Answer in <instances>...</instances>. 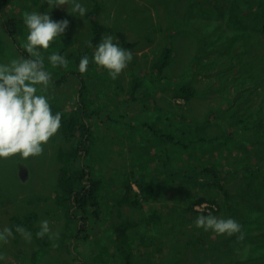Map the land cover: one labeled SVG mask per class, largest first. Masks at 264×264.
Here are the masks:
<instances>
[{
    "label": "rangeland",
    "instance_id": "374dc122",
    "mask_svg": "<svg viewBox=\"0 0 264 264\" xmlns=\"http://www.w3.org/2000/svg\"><path fill=\"white\" fill-rule=\"evenodd\" d=\"M3 1L0 0V8L2 9H0V32L5 33L3 25H17L16 27L13 26L14 28L12 27L14 37L23 46L27 42L28 35V29L24 24V14L33 11L44 14L48 12L49 7L44 8L41 5H37V0H9L7 5L4 6L2 5ZM149 1L154 2V5ZM79 2L87 10V5L91 7V0H79ZM107 2L106 13L100 19L102 22L108 23L109 27L126 32L128 42L136 43V46L133 49H125L132 52L133 60L119 75L117 81L113 82L114 87L119 82L122 83L124 90L110 93L108 91L112 89H106L99 96V99H103L101 100L103 107L99 109L116 114L119 119L122 118L116 113V108L122 111L120 115H123V113L127 115V113H132V111L135 113L133 126L126 125L120 128L118 125L114 130L108 129L104 125L96 126L95 137L98 147L94 148L93 151L99 157V163L103 169L102 171L97 169V172L106 174L105 179L108 183V186L105 184L100 195L104 216L100 221L89 220L88 238L86 240L71 238L72 235L69 233L71 231L67 228L68 218L66 210L55 199V194L58 191L57 175L59 174L60 166L57 154L60 149H68L70 147L60 128L58 133L43 146L44 151L41 155L30 157L28 160H22L19 157L6 160L0 159V230L4 227L11 228L10 218L12 216L34 211L39 215L38 224L46 219L49 222L52 233H58V238H50L49 236L50 245L48 249L35 261V253L39 249L35 239L31 236V242H27L20 234L13 232V237L8 238L6 243L0 242V254L5 256L4 260H0V264H77L80 258L85 264H117V259L120 260L119 256H116L117 252L115 253L112 248L113 236L110 227L112 223L121 219V212H124V209L126 213L130 211L116 202L121 190L119 186L127 180L130 175L129 170L133 168L142 170V163H149L153 161L152 159H155L154 163L150 164L152 167H156L158 160L166 158V155L160 154L159 151L152 148L153 141L156 139L157 142L154 133L150 132L146 127L150 134L143 135L140 132V129L144 128L143 122L153 124L154 118L148 114V110L142 109L141 104H138L139 102L131 103L125 109L122 104L110 102V99L125 96L134 80H140V83H142L138 91L141 100L147 101L149 97L157 93L156 98L162 108V111L154 113L157 118H159V113L172 115V119L173 116L183 113L187 118L186 123L188 125L190 120H199V123H202V120L205 119L207 113L212 109H215L216 115L219 117V107H224L225 102H228L232 105V109L227 111V117L230 114H235L238 116L236 121L242 117L245 120V124L253 125L252 130L245 132V134H238L236 140L247 138L254 142H264V97L260 94L264 93V84H254L253 81L242 84L229 80L231 94H228L223 88L224 85L220 84L222 78H218L216 74L222 73L225 75L224 69L229 64L227 58L223 57L222 61L217 63L214 69L208 70L209 72H202V70H206L209 67L206 66L207 63L217 57V54L211 53L207 57L203 56L201 62L204 64L200 68L201 70L197 72L195 71L197 70V64L191 61V59L195 58L196 48H199L196 44L198 42L204 43L205 40H216L221 26L227 28L230 33L235 31V35L238 36L239 34L236 32L244 31L248 25H264V21L256 19L257 14H264V3L262 0H168L167 2L161 0H108ZM68 7L67 5L56 7L49 13L55 21H63L65 19L69 21V27L65 30L63 36L56 39L59 42V48L55 49V53L59 55H61V46L64 47L68 39L72 40L71 44L73 43V45L67 50L66 55H69L76 47L77 49L83 48L92 36L89 21L86 18L80 19L77 16L70 15ZM13 15L22 18L21 22L16 20V24L11 23L10 18ZM129 16L130 19H128ZM155 24L161 26L164 31L166 30L165 28L172 26L171 29L176 27L177 30L184 32L176 38L174 62L172 68L167 71V77L172 76L173 79H182V82L196 88L201 95L200 97L205 96V98H198L191 102L190 105H185L182 99L172 98V89L164 85L159 86L154 82V78L150 76L152 64L157 58L160 46L166 37V32L155 30L153 27ZM259 32L264 34L263 30ZM250 35L253 36L252 34ZM106 36H112L113 42L122 47L115 36L106 34L104 37ZM260 38L261 35L258 33L254 38H247V41L252 39L256 41V39L260 40ZM15 47L12 39L5 43L0 34V64H7L13 59L25 58L20 50ZM47 51H50V49ZM43 62L45 70L52 74L51 86L47 93L43 94L46 95L48 101L57 97L63 100L62 103L65 106L68 105V107L76 109L78 107L76 104L78 100L76 98L78 96L76 87L78 78L72 74V67L67 66V68H64L63 66H58L53 68L46 58H43ZM91 71L88 74V78L91 79V82H94L95 70L92 68ZM88 72L86 71L85 73ZM259 75L262 74L259 73ZM64 77H66L64 82H61ZM100 78L103 79L102 76ZM56 84L57 86H55ZM90 92H93V90ZM38 94L41 93L38 92ZM234 97L239 98V100H233ZM227 98L232 100L226 101ZM244 98L248 99L246 103ZM122 102L126 105V101L122 100ZM94 104L96 106L97 103L95 102ZM239 105L240 107H238ZM225 108L226 106L223 109ZM96 109H98L97 106ZM220 113L222 114V119L219 123L222 124V121L227 119V117L225 118L223 113ZM260 114L263 117L261 120ZM104 116L106 118L107 114ZM96 123H101V121L97 120ZM219 123L208 129L209 136H214L215 138L216 135L219 136L221 134ZM237 127L235 126L230 130L235 132ZM242 127L244 126L242 125ZM131 130H135L136 133L133 134ZM230 130L226 131L227 134ZM104 132L105 136L99 135V133ZM126 134L131 135L134 139L131 140ZM192 134L193 132L187 139L177 137V141H189L192 138ZM144 138H146V141H144ZM136 141H139L142 146L135 148ZM156 145L158 146L157 143ZM155 153L154 157L151 158L149 156ZM214 153L216 154L217 164L222 165L223 163V167L226 169L225 173L229 172L225 179L226 187L234 195V200L231 204L236 207V210H220L216 203H214L215 205L205 203L195 207V210L200 214H188L186 209H184L187 206L186 203L183 207L178 206L182 202V199L178 196L179 192H173L169 205L173 210L177 206L176 214L178 217H173L177 227L172 225H160L158 227L157 225L154 231L149 232L146 230V233H143L145 228L140 227L137 229L139 239L135 237V230H132V239L133 241L135 240L132 251L134 257H136V264H176L179 261L178 264H201L203 254L194 252L188 242L191 241L192 237L203 241L199 233L195 232L198 228L195 227L194 221L197 216L203 215L202 212L204 211L218 218H232L237 222L244 221L243 225H247L248 230L254 236L256 232H264V226L257 227V222L255 221L261 216L264 217V213L261 214L259 211V214H255L252 212L254 208L264 210V172L256 170L252 179L239 178L236 180L230 174L232 170H230L227 163L232 155L236 158H239L240 155L229 147L222 148L219 145L218 148L215 147ZM191 162L194 163L195 161ZM243 164L241 163L242 166ZM191 185L194 186V184ZM134 187L137 190L136 186ZM190 189L195 191L193 196L196 199L200 196H206L214 199L222 206L225 204L220 189L214 185L202 186V184H197V187H190ZM185 199L191 202L186 194ZM157 203L158 201L145 204L143 210L148 213L151 205L156 206ZM169 211L168 209H162L159 214L169 215ZM216 211L218 213L213 214ZM181 219L189 223L188 228L181 222ZM200 230L198 229L197 231ZM212 239L217 240L218 236L212 233ZM143 241L147 244V248H142L141 244ZM177 242H181L179 247H176ZM249 244L251 245L250 241L245 242V245ZM237 249L238 252L231 256L232 258L243 257L246 264H264V248L249 247L248 250V248L238 246ZM203 264H211V262L208 259L204 260Z\"/></svg>",
    "mask_w": 264,
    "mask_h": 264
},
{
    "label": "trees",
    "instance_id": "16d2710c",
    "mask_svg": "<svg viewBox=\"0 0 264 264\" xmlns=\"http://www.w3.org/2000/svg\"><path fill=\"white\" fill-rule=\"evenodd\" d=\"M8 1L9 0H4L2 5H7ZM37 1V5H41L44 8L49 7L47 0ZM107 1L108 0H91V7L87 5L88 10L85 16L82 17L86 18L91 26L92 36L88 40V42L91 41V47L88 46L87 42L83 48L77 49L76 47V49L72 50L69 55H66L67 50L73 45V43L71 44L72 40L68 39L66 45L64 47L61 46V56H65L68 61V67H72V74L78 78V82H76L78 92V96L76 97L78 100L76 104L78 107L73 109L68 107V105L65 106L62 103L63 100L60 98L58 99L57 97L48 101L53 115L57 112L62 114L61 132L66 142L70 144L68 149H60L57 154L60 166L59 174L57 175L58 191L55 194V199L56 202L66 210L68 218L67 228L71 231L69 233L72 235V239L81 238L86 240L88 238L89 222L91 220L100 221L104 216L100 195L103 187H105V184L108 186V183L105 179L106 174L97 172V169L100 171L103 170L99 163V157H97L93 151L94 148L98 147L95 137L97 127L104 125L108 129L114 130L118 125L120 128H123L126 125L133 126L135 115L133 111L132 113H127V115L125 113L120 115L122 111L116 108V113L122 118L119 119L116 114L105 112L104 109H99L103 107L101 104V100L103 99H99V96L104 93L106 89H112L108 92L116 93L123 91L124 86L119 82V84L114 87L113 82H116L117 79L112 80L107 70L98 68L94 63L93 54L96 50V46L102 41L106 34L115 36L124 49H133L136 46V43L128 42V35L126 32L109 27L108 23H104L100 19L106 13ZM161 1L167 2L168 0ZM149 2L154 5V2ZM262 2L264 3V0H262ZM17 18L16 15H13V17L10 18L11 23L16 24V20L21 22L22 18ZM78 18L82 19L81 17ZM128 19H130V16ZM256 19L264 21V14H257ZM13 26L16 27L17 25H3L5 33L0 32L1 37L5 43L12 39L14 46L20 50L25 58H28V53L23 48L22 44L16 41L14 37ZM153 27L156 31L166 32V37L160 46L159 54L153 61L151 68L150 76L154 78V82L159 86L164 85L172 89V98L182 99L185 105H190L191 102L198 98H205V96L200 97L201 95L197 89L188 83L182 82V79H173L172 76L170 77L168 75L169 78L166 75L168 74V69H171L173 66L174 55L176 52V38L184 32H181L179 29L177 30L176 27L171 29L172 26L165 28V31L158 24H155ZM237 28L239 27L237 26ZM260 30L264 31V25H248L244 31H237L236 33L239 35L236 36L235 31L230 33L227 28L221 26L219 36L216 40H205L204 43L198 42L196 44L199 48H196L195 50V58L191 59L192 62L194 61L193 63L197 64V70L195 71L197 72L201 70L200 68L204 64L201 62L203 56L207 57L211 53H215L217 54V57L209 60L206 65L209 67L206 68L205 66L206 70H202V72H209L208 70L211 68L214 69L217 63L222 61L223 57L227 58L229 64L227 68L224 69L226 78L222 73L216 74L218 75V78H222L220 84L224 85L223 88L228 94H231L228 83L229 80H234L235 83L240 82L242 84L253 81L254 84L258 83L263 85L264 34L259 32ZM258 33L261 35L260 40L256 39L255 41L252 39L247 41V38H254ZM58 48L59 42L56 40L49 47L50 51L41 50L42 58L48 59L51 54L55 53V49ZM84 56H87L90 61L87 69V71H89L88 73H81L79 71V63ZM92 68L95 70L94 82H91V79L88 78V74L92 72ZM259 73L262 75H259ZM233 74L235 75L232 76ZM100 76H102L103 79H101ZM65 78L66 77H64L61 82H64ZM141 84L140 80H134L125 96L110 99V102L122 104L124 109L131 103L139 102L138 104H141L140 106L142 109H147L149 112L148 114L153 116L154 121L153 124L143 122L144 128H141L140 132L143 135L150 134L149 131L154 133L157 142L156 139L153 141L152 148L159 151L160 154L162 153L166 155V158L158 160V162H156V167L151 166L155 160L152 159L153 161H150L149 163H142V170L140 168L129 170L128 172L130 175L127 180L119 186L121 187V190L116 202L118 205L127 208L130 212L126 213V210L124 209L125 213L123 211L121 212V219L112 223L110 227L113 236L112 248L115 253L117 252L116 256H119L120 258V260L117 259V264H136V257H134L132 251L133 245L135 244V240L133 241L132 239V230H135V237L138 238L137 233L139 232L137 229L140 227L145 228L143 233H146V230L149 232L154 231L157 225L158 227L160 225H172L177 227L173 221V217H178L176 214L177 206H175L173 210L169 205V200L172 193L175 191L179 192L178 196L182 199L181 204L178 206L183 207L186 203L187 206L184 209H186L188 214H200L195 210V207L205 203H210L212 205H215L214 203H216L220 210H236V207L231 204L234 200V195L229 188L226 187L225 179L229 172L225 173L226 169L223 167V163L222 165L217 164V158L214 152L215 147L218 148V145L222 148L229 147L232 151H236L240 155L239 158L232 155L227 163L230 170H232L230 174H232L236 180L239 178L252 179L256 170L262 171V173L264 172V142H254L247 138L238 141L236 140L238 134H245V132L252 130L253 125L245 124V120L242 117L236 121L238 116L235 114H230L227 117V111L232 109V105L228 102H225V109H223L225 106L219 107V111L223 113L225 118L227 117V119L222 121V124L219 123L222 119V114L219 112L218 117L215 109H212L207 113L205 119L202 120V123H199V120H190L188 125V123H186L187 118L183 113L173 116V119L172 115L170 116L166 113H159V118H157L154 113L162 111V108L158 104V99L156 98L157 93L149 97L147 101L141 100L138 93ZM55 86H57V84ZM91 90H93V92H90ZM260 94L264 97V93ZM122 100L126 101V105L123 104ZM230 100L232 99H226V101ZM233 100L237 101L239 98L234 97ZM247 101L248 99H245V103ZM95 102L97 103L96 106L98 109H96ZM155 106H157V108H155ZM238 107H240V105ZM105 114H107L106 118L104 116ZM259 116L260 120L263 119L261 114ZM97 120H100L101 123L97 124ZM217 123L221 126V134L219 136L216 135L214 138V136H209L210 133H208V129ZM241 123L244 127L240 125ZM235 126H238L239 129L237 127L235 132L231 131L230 129ZM227 130H230L228 134L226 132ZM131 131L133 134L136 133L135 130ZM191 132H193V134L189 141H177V137L180 139H187L188 136L191 135ZM99 135L105 136V132L99 133ZM126 135L131 140L134 139L131 135ZM144 141H146V138H144ZM134 146L137 148L142 146V144L139 143V141H136ZM156 153L149 156L152 158ZM193 160L195 161L194 163L191 162ZM241 163H244L243 166ZM191 184H194V186ZM197 184H202V186L214 185L215 187H218L224 197V206L206 196H200L197 199L194 198L193 193L195 191L191 190L190 187H197ZM134 186H136L137 190ZM185 194L191 202H188V200L185 199ZM156 201H158V203L156 206L151 205L148 213L143 210L145 204ZM162 209L170 210L168 212L169 215L159 214ZM259 211L261 214L264 213V210L261 208H254L252 210L255 214H259ZM217 213L218 212L216 211L213 214ZM202 214L208 215L205 211L202 212ZM38 221L39 215L34 211L23 215H14L10 218V226L14 233H16L15 227L20 225L31 233V236L38 244L39 249L35 253V261L46 252L50 245L49 236L46 235L43 238H38L36 236V233L40 229ZM255 221L257 222V227L261 225L264 226V217L261 216ZM181 222L186 227L189 224L182 219ZM243 222L244 221H241L239 223L242 225V230L246 235L245 240L240 244L235 243V236H218L217 240H213L211 231L205 232L203 229L197 231V229L195 232L199 233L204 242L192 237L188 244L191 246L190 248L194 249V252H201L203 254L201 264H203L204 260L208 259L211 264H246L243 257L237 259L231 257L238 252V246L248 248V250L249 247L264 248V232H256V235L254 236L252 232L248 230V226L243 225ZM246 241H250L251 245H245ZM141 245L142 248H147L145 241H143ZM180 245L181 242L176 243V247H179ZM179 262H176V264ZM77 264H85V262L80 258L79 261H77Z\"/></svg>",
    "mask_w": 264,
    "mask_h": 264
},
{
    "label": "clouds",
    "instance_id": "9594fccd",
    "mask_svg": "<svg viewBox=\"0 0 264 264\" xmlns=\"http://www.w3.org/2000/svg\"><path fill=\"white\" fill-rule=\"evenodd\" d=\"M48 12H30L24 14V24L28 29L27 42L23 48L28 58L13 59L7 64H0V159L19 157L28 160L43 153L44 145L53 138L61 127V113L53 115L46 95L52 83L51 72L45 70L41 50L47 51L58 37L63 36L69 27L67 19L55 21L49 13L53 8L69 6L70 15L84 17L87 9L79 0H47ZM91 47V41L88 42ZM98 68L107 70L110 78L116 80L133 60L130 50H125L113 42L112 36H106L96 46L93 56ZM53 68H67L65 57L53 53L48 57ZM89 58L84 56L79 63V71L85 73ZM41 93V94H38ZM198 229L211 231L215 236H235V243L245 240L242 225L235 219L218 218L211 214L199 215L194 221ZM15 232L27 242H31V233L17 225ZM58 238L52 233L49 222L45 219L40 223L36 233L38 238L45 236ZM13 237L9 227L0 230V242H7ZM5 256L0 254V260Z\"/></svg>",
    "mask_w": 264,
    "mask_h": 264
}]
</instances>
